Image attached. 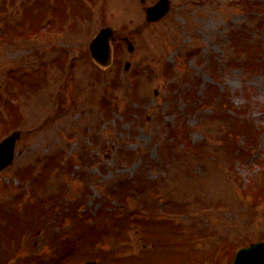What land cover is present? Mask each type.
Wrapping results in <instances>:
<instances>
[{"label": "rangeland", "instance_id": "rangeland-1", "mask_svg": "<svg viewBox=\"0 0 264 264\" xmlns=\"http://www.w3.org/2000/svg\"><path fill=\"white\" fill-rule=\"evenodd\" d=\"M155 1L64 0L59 7L51 0L64 12L48 14L22 39L14 33L27 32L17 20L29 1L0 0V106L7 99L11 110L0 112V124L13 120L18 103L22 109L14 162L0 172V200L12 207L13 198L22 221L6 242L16 251L3 257L6 264H212L223 247L222 264L236 246L264 237V204L248 191L264 196L256 173L264 169V0H170L162 20L146 22L144 8ZM58 18L66 20L59 25ZM103 24L133 49L123 43L98 82L88 43ZM181 124L190 150L174 140ZM49 158L59 167L46 173ZM29 169L44 177L35 192L15 178ZM248 174L254 183L246 189ZM134 182H143L142 202L154 213L196 211L153 238L143 223L128 222L123 231L112 214L124 211L115 210L117 198L138 210L127 191ZM25 203L32 221L22 220ZM37 209L43 214L35 220ZM81 221L99 225L83 231ZM69 232L84 235L72 255L59 258L70 247ZM171 238L174 249L165 245ZM120 255L127 258L113 260Z\"/></svg>", "mask_w": 264, "mask_h": 264}, {"label": "water", "instance_id": "water-1", "mask_svg": "<svg viewBox=\"0 0 264 264\" xmlns=\"http://www.w3.org/2000/svg\"><path fill=\"white\" fill-rule=\"evenodd\" d=\"M168 8V0H160L155 6L148 9V18L150 20H157L168 11ZM112 34L113 32L111 29L102 30L90 44L93 57L101 62H106L107 60L109 50L107 39L112 37ZM101 50L105 54L101 55ZM17 137L18 133H14L6 141L10 142L8 144L10 148H12ZM234 264H264V243L253 245L249 249L241 250L236 257Z\"/></svg>", "mask_w": 264, "mask_h": 264}]
</instances>
